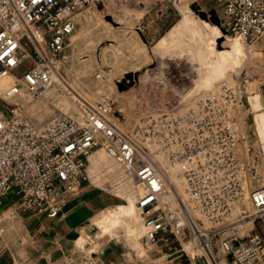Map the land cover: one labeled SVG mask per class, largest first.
Wrapping results in <instances>:
<instances>
[{"label":"built area","instance_id":"built-area-1","mask_svg":"<svg viewBox=\"0 0 264 264\" xmlns=\"http://www.w3.org/2000/svg\"><path fill=\"white\" fill-rule=\"evenodd\" d=\"M100 2L0 0V205L13 193L20 214L61 221L101 149L128 179L142 227L132 264H264V230L246 229L264 222V123L259 134L247 106L258 95L222 82L189 102L173 95L125 130L105 99L84 98L62 72L78 10ZM212 2L226 36L249 47L264 35V0ZM96 56L99 81L108 71ZM31 101L52 110L42 123ZM75 252L59 264H115Z\"/></svg>","mask_w":264,"mask_h":264},{"label":"rangeland","instance_id":"rangeland-1","mask_svg":"<svg viewBox=\"0 0 264 264\" xmlns=\"http://www.w3.org/2000/svg\"><path fill=\"white\" fill-rule=\"evenodd\" d=\"M208 2L126 0V3H121V0H102L94 7L81 8L75 17L76 26L70 36L71 44L67 50L69 61L62 68V72L84 98L105 99L110 104L113 115L128 131L142 123L152 110L166 106V102H170L173 95L179 96L183 101L192 94L184 101L189 102L193 94L213 92L222 82L233 87L241 97L258 94L264 112V83L256 81L249 72V47L231 46L227 38L234 37L226 36L219 25L215 26L210 22L213 17L220 23L221 14ZM211 10L213 15H209ZM199 13L205 15V23L199 18ZM215 29L221 33L220 36L211 31ZM108 44H114L120 52L116 55L106 46ZM97 52H100V61L109 72L103 74L99 81L92 77L97 70ZM79 56L85 60H79ZM143 89L147 93L140 96L139 92ZM92 95L96 98L92 99ZM27 106L30 113L37 111L32 116L36 123H42L52 113L50 108H40L39 102L31 101ZM236 113L245 123L248 116L245 110L240 109ZM19 114L29 117L25 108ZM233 122L236 123L235 114ZM249 130L245 123L243 132L248 135ZM248 139L249 144H252V139ZM108 161L111 159H106L91 173H87L90 186H86L94 197L91 198L93 210L89 214L90 236L99 233L106 237L101 234L104 216L112 215L119 209H127L138 217L128 179L115 165L113 172L109 173L106 166ZM107 174L111 176L110 180L105 176ZM14 212L17 216L18 213ZM14 222L15 219L11 225ZM21 227H25L23 222L14 224L12 232H0V254L5 252L6 256H3L6 264H27L15 254L25 244L19 243L20 246L13 249L7 244L8 240L17 241ZM248 228L264 230V222L257 221L246 226ZM57 229L60 230L61 226ZM73 238L74 247L79 249L75 246V235L68 237L69 240ZM106 238L101 250L94 253L96 257L102 262L134 263L133 253H139L140 239L136 247L134 241L128 240L116 230ZM76 249L70 247V252H75ZM23 251L25 254L29 253L28 249ZM114 255H120V261L111 259Z\"/></svg>","mask_w":264,"mask_h":264},{"label":"crops","instance_id":"crops-1","mask_svg":"<svg viewBox=\"0 0 264 264\" xmlns=\"http://www.w3.org/2000/svg\"><path fill=\"white\" fill-rule=\"evenodd\" d=\"M203 1L204 3L209 1L208 3L211 2L213 5L212 0ZM76 22L75 20V26ZM249 49V59L251 61L249 72L256 81H263L262 83H264V35L251 44ZM255 52L259 54L256 55ZM91 198L94 197L89 193L87 186H83L78 194L70 199L64 218L58 221L44 219L40 214L33 216L20 214L16 210L17 198L11 193L2 200L0 205V232L5 234L12 232L14 224H21L23 222L25 227L19 228L21 233L17 241L8 240L7 244L13 249L19 247V243H24L25 246L19 248V253L17 254L16 251L15 254L19 260L27 264H59L69 255L79 260L81 258L80 255L72 251L70 252V247L76 249L73 244L74 238L69 240L68 237L72 236L74 232L75 246L81 250L88 249V245L84 239L90 237L89 214L93 210ZM8 211L9 213H7ZM14 211L18 213L17 216H15ZM13 219H15V222L11 225ZM58 226H61L60 230L57 229ZM23 249H28L29 253L25 254ZM100 250L101 246L97 250V253ZM2 253L4 254L5 252ZM3 254H0V264L7 263L4 258L6 254H4L5 256ZM119 256H111V259H118L120 261Z\"/></svg>","mask_w":264,"mask_h":264},{"label":"bare ground","instance_id":"bare-ground-1","mask_svg":"<svg viewBox=\"0 0 264 264\" xmlns=\"http://www.w3.org/2000/svg\"><path fill=\"white\" fill-rule=\"evenodd\" d=\"M203 23H205V20L201 19ZM213 33H215L217 36H220L221 33L218 32L217 29L211 30ZM228 42H230L232 47H240L243 46V44H240V41L237 38H227ZM117 55L120 51L118 47H115L114 44L106 45ZM101 49V48H100ZM87 58V57H86ZM109 73V72H108ZM7 84V80H2L0 82V86H5ZM192 94H189L187 96V99ZM258 95V94H257ZM95 95H92V99H94ZM96 98V97H95ZM187 99L183 100L186 101ZM191 100V99H190ZM188 102V101H187ZM185 103V102H184ZM248 108L250 113L252 114V119L254 121V125L256 126V129H258L259 134H261L262 126L264 123V114L259 112L258 110L260 108H263L262 101L260 99V96L258 97L254 96L252 98H248ZM144 115V114H142ZM148 115V114H147ZM145 119V117H144ZM253 126V124H252ZM109 157L100 149L98 151H94L90 154L87 161L88 164L86 166V174L90 171V173L95 169V167L100 164L103 161H106ZM110 159V158H109ZM158 161L163 165L160 159ZM106 166L108 167L109 173L113 172L114 163L111 161H108ZM164 170L169 171L165 166L163 167ZM103 172V171H102ZM101 172V173H102ZM109 179L111 177L109 174L105 175ZM118 178V177H117ZM121 179V177H120ZM110 180V179H109ZM125 180V178L123 179ZM116 184V183H115ZM105 220L103 223V227L101 229V234H104L106 237L109 236V233H112V231L116 230L117 232L122 233L128 240H132L136 243V247H138V240L142 238V227L139 223V217H136L135 215H132V213L127 209H119L112 215H105ZM122 228H125V230H122ZM106 237H102L99 233H93L90 237L86 238L84 241L88 245V249L81 250L82 253L86 255H91L93 253H97V250L100 248L102 242L106 239ZM140 248L138 247V250Z\"/></svg>","mask_w":264,"mask_h":264},{"label":"water","instance_id":"water-1","mask_svg":"<svg viewBox=\"0 0 264 264\" xmlns=\"http://www.w3.org/2000/svg\"><path fill=\"white\" fill-rule=\"evenodd\" d=\"M213 10H211L210 12H209V15H213ZM199 18H201V19H205V15L203 14V13H199ZM210 22L212 23V24H214L215 26H218L219 25V22H218V20L216 19V18H211L210 19ZM72 235H75L74 234V232L72 233Z\"/></svg>","mask_w":264,"mask_h":264}]
</instances>
